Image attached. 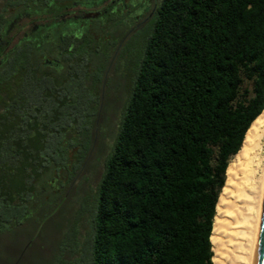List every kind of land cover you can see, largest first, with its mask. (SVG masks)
I'll list each match as a JSON object with an SVG mask.
<instances>
[{
    "label": "trees",
    "instance_id": "16d2710c",
    "mask_svg": "<svg viewBox=\"0 0 264 264\" xmlns=\"http://www.w3.org/2000/svg\"><path fill=\"white\" fill-rule=\"evenodd\" d=\"M101 1L0 0V234L30 200L42 206L49 182L41 179L50 169L59 174L66 153L56 160L46 151L49 125L68 97L40 121L31 109L54 88L34 98L24 89L46 80V59L77 51L76 35L88 38L83 17L70 24L61 16ZM121 13L111 6L92 19L123 22ZM141 47L98 187L88 262L214 264L211 235L227 168L264 110V0H162Z\"/></svg>",
    "mask_w": 264,
    "mask_h": 264
},
{
    "label": "rangeland",
    "instance_id": "374dc122",
    "mask_svg": "<svg viewBox=\"0 0 264 264\" xmlns=\"http://www.w3.org/2000/svg\"><path fill=\"white\" fill-rule=\"evenodd\" d=\"M161 1L155 2L159 5ZM120 20L87 22L83 33L90 38L92 50L80 54L88 46V38L76 35L77 51L70 52L66 60H56L63 67L40 65L47 73L46 80L37 79L36 85L32 80L24 89L33 98L47 89L58 91L40 94L32 107V116L40 121L52 107H60L57 99L68 97L59 119L49 125L46 151L51 156L52 149L56 160L60 152L66 149V153L59 159L63 163L59 174L50 169L41 179L49 182L43 185L42 206L35 209L34 200H30L18 222L0 234V264H89L88 243L98 187L118 138L148 26L127 39L128 22ZM9 214L19 216L16 210Z\"/></svg>",
    "mask_w": 264,
    "mask_h": 264
},
{
    "label": "bare ground",
    "instance_id": "6f19581e",
    "mask_svg": "<svg viewBox=\"0 0 264 264\" xmlns=\"http://www.w3.org/2000/svg\"><path fill=\"white\" fill-rule=\"evenodd\" d=\"M264 192V110L232 157L217 203L214 264H252Z\"/></svg>",
    "mask_w": 264,
    "mask_h": 264
},
{
    "label": "flooded vegetation",
    "instance_id": "af4514ba",
    "mask_svg": "<svg viewBox=\"0 0 264 264\" xmlns=\"http://www.w3.org/2000/svg\"><path fill=\"white\" fill-rule=\"evenodd\" d=\"M155 1L156 0H154V4H152L153 0H102L101 2L92 3V6L89 4H77L71 12L61 16V20L65 23L70 22V24H76L77 22L83 21L82 17L87 13L98 12L100 13L99 16H101L104 12H107L111 6L116 9L122 6V10L124 11L123 16L127 14L126 19L129 31L126 34V38L129 39L151 22L158 8V4ZM81 7L85 9H80ZM147 14L148 16H146ZM130 15L132 17L131 19L129 18ZM90 20L93 19H85L84 21L86 23ZM35 29H37V27H35ZM47 60L48 59L44 62L45 65ZM48 61L53 62V65H47L49 67L60 68L61 66L56 60L49 59Z\"/></svg>",
    "mask_w": 264,
    "mask_h": 264
},
{
    "label": "water",
    "instance_id": "95a60500",
    "mask_svg": "<svg viewBox=\"0 0 264 264\" xmlns=\"http://www.w3.org/2000/svg\"><path fill=\"white\" fill-rule=\"evenodd\" d=\"M92 6V4H89ZM100 13L98 12H92L87 13L85 16H83L84 19H92L97 18ZM0 61V65H1ZM46 65H53V62L46 61ZM252 264H264V192H263V200H262V206L260 211V217H259V224H258V231H257V238H256V245H255V251H254V257Z\"/></svg>",
    "mask_w": 264,
    "mask_h": 264
}]
</instances>
